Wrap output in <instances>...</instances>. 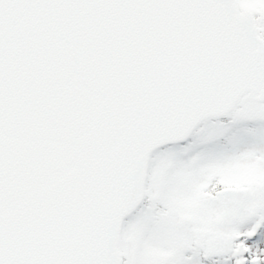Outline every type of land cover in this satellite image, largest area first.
<instances>
[{"label":"snow or ice","instance_id":"obj_1","mask_svg":"<svg viewBox=\"0 0 264 264\" xmlns=\"http://www.w3.org/2000/svg\"><path fill=\"white\" fill-rule=\"evenodd\" d=\"M0 264H264V0H0Z\"/></svg>","mask_w":264,"mask_h":264}]
</instances>
